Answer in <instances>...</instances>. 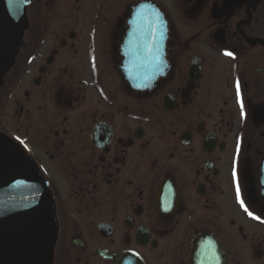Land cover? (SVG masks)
<instances>
[{"label": "flooded vegetation", "instance_id": "obj_1", "mask_svg": "<svg viewBox=\"0 0 264 264\" xmlns=\"http://www.w3.org/2000/svg\"><path fill=\"white\" fill-rule=\"evenodd\" d=\"M23 15L0 135L49 193V264H264V0Z\"/></svg>", "mask_w": 264, "mask_h": 264}, {"label": "water", "instance_id": "obj_2", "mask_svg": "<svg viewBox=\"0 0 264 264\" xmlns=\"http://www.w3.org/2000/svg\"><path fill=\"white\" fill-rule=\"evenodd\" d=\"M23 11L24 0H0V76L16 53L26 22ZM150 73L144 69L145 80ZM135 76L129 71L128 80ZM53 239L52 203L44 182L25 153L0 135V264H49Z\"/></svg>", "mask_w": 264, "mask_h": 264}, {"label": "snow or ice", "instance_id": "obj_3", "mask_svg": "<svg viewBox=\"0 0 264 264\" xmlns=\"http://www.w3.org/2000/svg\"><path fill=\"white\" fill-rule=\"evenodd\" d=\"M225 55L233 56L234 53L229 52V51H226V52H225ZM237 95L239 96V84H237ZM241 107H243V105H241ZM233 175H234V177H235V175H236L235 170H234V172H233ZM237 198L240 199V189H239V186H238V185H237ZM240 202H241V205L243 206V201L241 200ZM245 211H247V208H245ZM248 214H249L250 216H253V213H251V212H249ZM253 218H254V219H257V220L260 219L259 216H253Z\"/></svg>", "mask_w": 264, "mask_h": 264}]
</instances>
